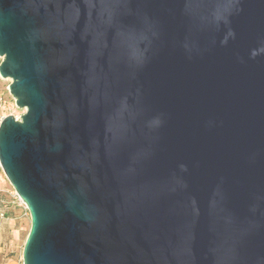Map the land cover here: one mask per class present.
I'll return each mask as SVG.
<instances>
[{
    "label": "water",
    "instance_id": "1",
    "mask_svg": "<svg viewBox=\"0 0 264 264\" xmlns=\"http://www.w3.org/2000/svg\"><path fill=\"white\" fill-rule=\"evenodd\" d=\"M0 56L24 264H264V0H0Z\"/></svg>",
    "mask_w": 264,
    "mask_h": 264
},
{
    "label": "rangeland",
    "instance_id": "2",
    "mask_svg": "<svg viewBox=\"0 0 264 264\" xmlns=\"http://www.w3.org/2000/svg\"><path fill=\"white\" fill-rule=\"evenodd\" d=\"M10 82L4 78L0 81V91L8 100H12ZM7 112L20 117L25 109L15 104ZM30 226V212L0 166V264H24L23 248Z\"/></svg>",
    "mask_w": 264,
    "mask_h": 264
},
{
    "label": "built area",
    "instance_id": "3",
    "mask_svg": "<svg viewBox=\"0 0 264 264\" xmlns=\"http://www.w3.org/2000/svg\"><path fill=\"white\" fill-rule=\"evenodd\" d=\"M0 59H2V57L0 56ZM2 76L0 75V81L2 80ZM12 100H8L5 96L4 93L0 91V123L2 122V120L4 119V117L7 116L8 114V110L15 105V99L11 96ZM10 101V102H9ZM17 119H19V117H16Z\"/></svg>",
    "mask_w": 264,
    "mask_h": 264
}]
</instances>
